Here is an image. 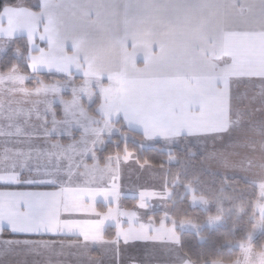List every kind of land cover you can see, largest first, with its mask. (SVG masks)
Segmentation results:
<instances>
[{
	"label": "snow or ice",
	"instance_id": "6c2138e0",
	"mask_svg": "<svg viewBox=\"0 0 264 264\" xmlns=\"http://www.w3.org/2000/svg\"><path fill=\"white\" fill-rule=\"evenodd\" d=\"M18 37L23 71L15 61L0 70V92L10 97L0 102V185L56 191H0V234L29 237L0 242V264H34L30 256L69 264L66 249L82 258L71 264H264V240L255 242L264 233V142L259 149L245 145L234 119L247 111L251 123V115L264 112V87H233L257 79L264 85V0H3L0 52L11 46L20 54ZM137 132L141 150L153 140L195 138L189 157L239 174L232 181L223 174L215 194H197V176L184 182L190 205L216 201L214 213L199 218L167 210L189 167L173 148L159 164L178 166L171 181L166 174L159 187H138L132 209L122 208L124 166H153L129 147ZM113 137L123 147L101 160L97 147ZM245 147L252 155L238 150ZM154 200L162 202V214L142 217ZM228 214L233 233L243 229L224 241L238 258L185 247V228L199 234L205 225L227 223ZM44 236L74 239H30ZM138 242L142 259L133 255Z\"/></svg>",
	"mask_w": 264,
	"mask_h": 264
},
{
	"label": "trees",
	"instance_id": "16d2710c",
	"mask_svg": "<svg viewBox=\"0 0 264 264\" xmlns=\"http://www.w3.org/2000/svg\"><path fill=\"white\" fill-rule=\"evenodd\" d=\"M3 3V0H0V4ZM29 3V0H28ZM17 43H19L21 52L20 54L15 55L10 46L9 49L2 55H0V70H4L7 64L15 61L17 64L21 65V71H23V53H24V46L22 43V38L17 39ZM43 78L45 80L50 79L51 77L48 75L43 74ZM96 106L95 104L90 105L88 107L89 111L94 109ZM58 114V113H57ZM131 136V135H130ZM132 137V136H131ZM112 139H118V137L111 138L105 144V147L99 151L100 159L103 160V156L110 150H114L117 148H122V144H113ZM136 141H141L139 133L135 134ZM129 147L136 150L137 155L143 160L147 158L149 161L152 162L153 167H159V164L162 160H164L166 153L165 151L161 150L158 145H154L152 147H145L143 150L139 149L136 144L129 142ZM190 147L187 145H183L179 149H175L177 153L184 158V162L189 165L188 172L185 174L181 171V182L177 184L176 188L174 189V201L170 203V212L173 213H181L187 211L194 216L199 218H203L206 213H214L216 211V201H212L206 209H202L198 206H191L188 200V193L183 190L184 182L192 179L193 176H197V179H192V184L196 188L197 194L205 193L212 194L218 193L220 186L223 184V177L218 175H213L206 172L201 164V161L197 158L188 156V149ZM177 165H171V171L169 170L170 166L165 163L164 168L166 169V174L168 175L169 181L175 175L177 171ZM235 177H228L229 181H232ZM237 178V177H236ZM225 190H229L228 185H224ZM239 187H245L243 184L239 185ZM222 202V206L224 208L230 207V202L225 200L222 196L219 198ZM134 200L125 199L123 204L125 207H130ZM101 208V205H99ZM149 215H154L159 218L161 215L159 212L150 213ZM231 215L228 214V222L221 223L219 226L214 228L202 227L198 233L190 232V231H182L183 241L185 247L195 255H199L201 253L209 256L210 258H223V259H236L239 256V250L234 248H229L224 244L226 239H230L238 237L242 234V227L238 228L235 233L231 230ZM264 240V233L259 234L256 237V244L257 246L260 245L261 241Z\"/></svg>",
	"mask_w": 264,
	"mask_h": 264
},
{
	"label": "crops",
	"instance_id": "0c3cea01",
	"mask_svg": "<svg viewBox=\"0 0 264 264\" xmlns=\"http://www.w3.org/2000/svg\"><path fill=\"white\" fill-rule=\"evenodd\" d=\"M30 4H34L36 3V0H29ZM19 38V37H18ZM10 47V46H9ZM9 47L5 48L4 51L0 52V55L4 54ZM68 51H71V45L69 44L67 47ZM144 63V58L143 55L140 54L137 56V64L138 65H142ZM45 75H48L47 73H45ZM49 76V75H48ZM104 82H107L106 80ZM29 87H31V81L27 82ZM246 83H241L239 85H234V89L235 88H239L240 91H242L243 89V85ZM247 84H254L255 86L252 87L251 89L253 91L259 92L261 87H264V85L261 84V82L257 79L254 81H250L247 82ZM64 98L70 99V95L67 91L62 93ZM4 99V100H8L10 99V97H7L4 95L3 92H0V100ZM15 99H19V97L15 98ZM42 99H49V98H42ZM97 99V100H96ZM94 99L91 103H89L87 105V107H89L90 105L95 104L96 101V105L99 103V99L98 97ZM96 107V106H95ZM54 108L56 110V114H57V119H62L63 118V114H62V106H60L59 104H55ZM264 112L262 113H256L257 115H262ZM247 115H249L248 113H246ZM245 115V113H240L239 115H235L236 116V122L239 123L240 125H243V120L242 119H238V117ZM264 119V116L262 118H260L259 120L262 121ZM259 123V122H258ZM256 123V125L254 124V126L250 125L251 129L255 130V131H264V124L262 122H260L259 124ZM138 133V132H137ZM131 137V136H130ZM62 139H66L64 137H62ZM141 143V141H138ZM262 143V142H261ZM154 145H158V147L165 151L166 149H179L181 148L183 145H187L189 147H196L197 145V141L195 138H181L177 141H174L172 144H169L165 141L162 140H153V141H149L146 142L145 147H152ZM245 145H256V147L259 149L260 147V142L259 141H255L254 144H250L245 143ZM102 149H97L98 155H99V151H101ZM240 151H244V152H248L249 155H252V153L248 150L247 147L243 148V149H238ZM166 152V151H165ZM203 169L213 175H218V176H222L223 174H226L227 176H234V177H239V174L235 173L233 170L231 169H224L222 168L219 164L213 162L211 164V167L209 166V162L207 160L201 162ZM166 175V169L163 168L161 169L160 167H146L141 169L140 167L137 166L136 163H129L127 165L124 166L123 168V188L122 191L124 193L122 199L120 200V205L122 206V208L124 209H132L134 202L132 205H130V207H125L123 204V201L125 199H131L134 200L135 198V194H136V189L138 187H152V186H156L159 187L163 178ZM17 191V192H29V191H35V192H51V191H56L55 188L51 187V186H35V185H28V184H21V185H13L11 187H5L3 185H0V191ZM99 205H101V208H99ZM198 207L202 208V209H206L207 207H204L202 205H197ZM96 207L100 210H104L105 209V204L103 202V200H98L96 203ZM169 210H170V206H169ZM154 213V212H153ZM150 212L148 213H143L141 212V216L142 217H146L147 215H149ZM221 223L212 225V226H207L205 225L204 227H208V228H214L219 226ZM111 228L112 225L109 223V225L107 226V229L109 231V234H111ZM25 238H29V237H23V236H13L7 232L0 234V242H3L5 240H15V239H25ZM30 239H34V240H39V239H44V240H49V239H56L57 241L64 239V242L67 244L69 243L71 240L74 239V237H67V238H61V237H49V236H44V237H30ZM139 243H143V242H138L137 247L138 249H134L133 250V255L136 254H140L141 257L139 258H143V252L145 251L142 247V245H140ZM91 256L93 258H98L99 253L96 251H93L91 253ZM240 256V253H239ZM238 256V257H239ZM29 260L33 261L34 264H41L42 261H46L47 257L46 256H42V257H36V256H30L28 257ZM64 260L68 261L69 264H71V262L73 260H77L79 261L80 259H82L81 257H79V254L76 250H72V254L69 255L68 250H65V255L63 257Z\"/></svg>",
	"mask_w": 264,
	"mask_h": 264
},
{
	"label": "rangeland",
	"instance_id": "374dc122",
	"mask_svg": "<svg viewBox=\"0 0 264 264\" xmlns=\"http://www.w3.org/2000/svg\"><path fill=\"white\" fill-rule=\"evenodd\" d=\"M15 55H17L18 56V54H16L15 53ZM19 57V56H18ZM255 85L254 84H244L243 85V89H242V91L241 92H244V91H253L251 88L252 87H254ZM68 92V91H67ZM69 93V95L71 96V94H70V92H68ZM98 97V96H97ZM96 97V98H97ZM95 98V99H96ZM70 99H71V97H70ZM98 99H99V97H98ZM97 100V99H96ZM0 102H6V100H4V99H2L1 98V100H0ZM57 104H59L58 102L56 103V105ZM92 104V103H91ZM60 105V104H59ZM60 106H62V105H60ZM243 113H245V115H242V116H240V117H238V119H242L244 122H243V125H240L239 123H237L238 125H240V126H242V128H243V140H244V143H250V144H254L255 143V141H259L260 142V145H261V142H264V131H255V130H253V129H251L250 127V125H252V126H254V124L256 125V123H260V122H262L263 124H264V119L262 120V121H260L259 119L260 118H262L263 116H264V113L262 114V115H257L256 113L254 114V115H251V123H248V122H246L247 120H248V118H249V115H247L246 113H248L249 114V112H247V111H245V112H243ZM234 119L236 120V116H234ZM258 123V124H259ZM111 140V138H109L107 141H106V143L108 142V141H110ZM129 142H131V143H133V144H136L137 146H138V148H139V144H140V142H138V141H136V140H134L132 137H130L129 138ZM105 143V144H106ZM105 144H103V145H99L98 147H97V149H103L104 147H105ZM145 148V147H144ZM140 149V148H139ZM166 152H168L169 151V149H166L165 150ZM222 177V176H221ZM227 177H234V176H227ZM238 178V177H237ZM183 190L185 191V192H187V190H186V188L185 187H183ZM153 203V209H151L150 210V213H153V212H159L160 214H162V211L164 210L163 208H162V202H160V201H153L152 202ZM167 210L169 211V206H168V208H167ZM200 230V229H199ZM183 231H190V232H194V233H197V231L196 230H194V229H191V228H185Z\"/></svg>",
	"mask_w": 264,
	"mask_h": 264
}]
</instances>
